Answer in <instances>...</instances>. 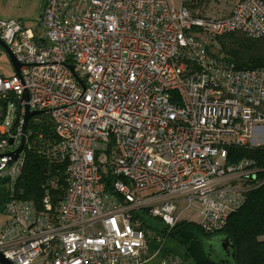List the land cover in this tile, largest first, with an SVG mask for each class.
Wrapping results in <instances>:
<instances>
[{
	"label": "built area",
	"instance_id": "2783aa9c",
	"mask_svg": "<svg viewBox=\"0 0 264 264\" xmlns=\"http://www.w3.org/2000/svg\"><path fill=\"white\" fill-rule=\"evenodd\" d=\"M231 32L264 35V2L208 19L188 0H44L37 28L0 20L21 63L0 76V253L12 264H146L165 238L145 215L168 230L198 205L206 234L224 227L264 183L254 159L229 160L230 147H264V73L217 58L216 37ZM26 106L38 113L8 164ZM46 128L54 140L41 150L67 176L55 207L48 193L39 205L15 193ZM159 264L184 261L166 253Z\"/></svg>",
	"mask_w": 264,
	"mask_h": 264
},
{
	"label": "trees",
	"instance_id": "16d2710c",
	"mask_svg": "<svg viewBox=\"0 0 264 264\" xmlns=\"http://www.w3.org/2000/svg\"><path fill=\"white\" fill-rule=\"evenodd\" d=\"M216 40L219 43L217 58L221 57L222 62L231 64L235 69L264 73V35L254 39L240 32H231L218 35ZM42 136V140L33 141L32 147H26L25 165L15 187V193L20 198L32 200L36 205H39L45 193L50 195L53 203L57 202L67 188L65 166L50 162L41 150L47 141L54 140L52 131L46 128ZM228 154L230 161L246 156L254 159L258 168H264L262 146L230 147ZM8 197L9 194L0 181L2 211L4 201ZM142 221L146 227L154 229L165 238L164 248L159 257L166 253L177 254L173 246L166 245V242L171 240L184 248L185 255L192 259L194 264H216L207 257L200 239L225 234L231 238L234 245L237 264H264V183L247 192L244 203L229 214L225 226L211 234H206L198 223L186 219L179 220L168 230L157 220L152 221V224L147 219ZM177 255L183 260V255Z\"/></svg>",
	"mask_w": 264,
	"mask_h": 264
},
{
	"label": "rangeland",
	"instance_id": "374dc122",
	"mask_svg": "<svg viewBox=\"0 0 264 264\" xmlns=\"http://www.w3.org/2000/svg\"><path fill=\"white\" fill-rule=\"evenodd\" d=\"M237 1L238 0H188V4L196 15L208 19H218L229 15ZM42 8L43 0H0V20L14 17L15 19H20L27 26L37 28ZM13 74L14 71L11 62L0 47V76L9 77ZM56 205L57 202H54L53 206L55 207ZM200 211L201 208L195 205L194 208L189 210L188 216H182V219L198 223ZM5 218V214L0 208V225L4 222ZM144 219L150 220L151 224L152 221H155L146 215ZM166 245L170 247L173 246L177 254L183 255L184 264H194V261L185 255V250L180 244L170 240L166 242ZM159 262L160 257L157 256L149 260L146 264H159Z\"/></svg>",
	"mask_w": 264,
	"mask_h": 264
},
{
	"label": "water",
	"instance_id": "95a60500",
	"mask_svg": "<svg viewBox=\"0 0 264 264\" xmlns=\"http://www.w3.org/2000/svg\"><path fill=\"white\" fill-rule=\"evenodd\" d=\"M0 47L2 48L3 52L8 57L9 61L11 62L14 74L19 76V68L21 63H19L15 56L12 54L10 48L0 39ZM72 69V66H70ZM25 100L28 99V94L25 92L23 94ZM37 111H29L28 107L26 106L23 125H22V136L20 139V144L11 153V159L9 160L8 164H11L19 155L20 151L22 150L23 143H24V131L26 123L30 116L37 114ZM204 251L209 259L216 264H237L235 260V251L234 245L232 244L231 238L225 234H217L209 237H202L200 239ZM0 264H12L7 258L4 257L2 253H0Z\"/></svg>",
	"mask_w": 264,
	"mask_h": 264
},
{
	"label": "crops",
	"instance_id": "0c3cea01",
	"mask_svg": "<svg viewBox=\"0 0 264 264\" xmlns=\"http://www.w3.org/2000/svg\"><path fill=\"white\" fill-rule=\"evenodd\" d=\"M6 19H15L14 17H8V18H6ZM1 20H3V19H1ZM17 20H20V19H17ZM21 21V20H20Z\"/></svg>",
	"mask_w": 264,
	"mask_h": 264
}]
</instances>
